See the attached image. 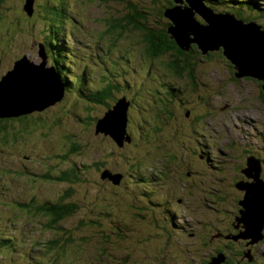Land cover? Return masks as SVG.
I'll return each mask as SVG.
<instances>
[{"label":"rangeland","instance_id":"1","mask_svg":"<svg viewBox=\"0 0 264 264\" xmlns=\"http://www.w3.org/2000/svg\"><path fill=\"white\" fill-rule=\"evenodd\" d=\"M50 1L48 3L52 7L66 3L72 9L69 12L71 19L69 18L65 23L67 32L72 34V40L66 42L68 46L65 44L66 48L62 47V52L64 57H70L73 60L70 50L74 54L72 57L82 58L84 62L82 65L88 66L90 74L85 85L88 88L89 85L92 88L99 86L106 88L110 84L118 83L119 91H115L117 96L122 97L128 94V96L138 97L141 103L138 104L139 107L134 106L129 111L128 132L132 139L126 141L124 136L123 146H117L105 133H97V121L107 112L106 108L100 104L88 103L85 99L72 96L51 106V109L47 108L49 110L46 109L43 113L37 114L36 110L35 114L32 112L33 117L39 115L48 120L44 124L36 125L33 130L17 134L15 141L10 139L6 144L0 141V216L4 218L7 214L9 218L7 223H15L14 218L18 216L32 218L15 212L14 202L26 201L34 193L39 200L52 201L62 195L67 186L47 181L44 174L47 166L53 168L50 169L51 171H56L59 163H64L61 156L68 155L71 141L82 145L81 153L72 156L73 160L77 161V166L86 164L90 167L86 172L85 183L87 184L73 185L77 188H87L84 189L86 192L81 191L78 198V204L83 207L80 215L82 217L87 214L92 215L95 220L100 221L101 226L112 230L111 245H119L123 247L122 251L127 252L128 248L134 249L137 255L140 253L150 255L151 258L148 257V260L139 259L140 261L137 260L136 264H203L212 255L216 257L218 254L216 255L215 250L212 251L213 245L228 247L225 240L221 241L216 236V231L227 227L228 218H231L225 212L229 207H226L224 198L232 200L239 197L235 185L231 184L237 178L236 173H239L237 169L243 167L244 159L248 155L246 151L260 153L264 145L261 140L264 131L259 133L263 129L258 125L259 120L264 122V105L260 101L262 97L259 89L253 81L255 79L244 81L243 77L234 78V69L230 68L231 61L225 57L207 55L195 67V80L199 88L195 86L193 90L189 80L173 77L165 71L164 62L167 61V57H159L156 60L145 57L138 44L137 33H128L121 38V41L113 40L110 35H103L104 21L114 7L112 0V2H105L107 0ZM135 1L139 3L143 0ZM259 3L260 7H263L261 9L263 12L264 0ZM66 5H62L63 8ZM51 10V8H44L41 3L39 6L35 5L36 12L32 18L21 14L24 21L31 23L28 24L27 30L19 33L13 39V43L9 44V46L12 45L11 49L7 47L10 51L0 61V81L11 70L18 57L27 55L31 60L38 63L41 61L38 54L41 33L47 24L56 22L53 13L56 9H53V15ZM214 12L232 13L222 8ZM11 19L7 17L8 22H13ZM259 19L262 21L257 23L262 24L264 28V18L258 16L253 21ZM10 31L7 33L5 29L2 33L4 48L12 37V31ZM9 55L11 57H7ZM79 66L75 69L73 63H69L68 60L66 71L69 75L72 74L73 78L79 74ZM134 84H136L135 87ZM164 84L183 85L185 88L188 85L189 93L175 95L184 103L180 99L178 101L183 103L181 105L172 102L168 97L169 90L172 89L168 87L166 90ZM202 84H206V87L203 88ZM131 87V92H128ZM91 90H86V94ZM188 111L189 116H187ZM157 114H160V119H157ZM101 125L106 126L105 123ZM118 128L119 124L114 126L115 131H118ZM18 129L20 128L15 130ZM180 133L188 136L190 149L186 158L184 152L186 146L183 138H179ZM203 152L208 155L211 164H206L205 159L201 158ZM220 152H223L225 156ZM173 155H179L181 161L179 165L168 163L170 156ZM211 165L217 166L218 170L212 172L209 168ZM167 167L172 168L170 171L176 173L174 175L177 177V180H174L177 183L176 186L170 182L172 175L168 173ZM105 168L117 172L116 176H121V179L122 176L125 177L120 188H117V192L122 188L121 196L108 198L110 202H113L112 207L109 208L112 216L108 213L106 218L100 220L97 213L107 212L108 207L107 211L97 208L96 204L93 207L92 202L95 195L104 198V188L109 185L106 180L101 179V176H107L104 173ZM157 169L167 174L168 178L156 174ZM184 174L192 177H185ZM140 176L145 178L157 176L161 179L160 183L155 184L152 181L150 182L152 186L149 182L147 186L141 183ZM181 176L184 180H180ZM218 177L227 179L221 182L224 188L218 183ZM191 180L197 181V185L191 184ZM143 186L150 189L151 196L143 195L146 193L142 189ZM183 186L185 192L182 191ZM218 187L221 188L223 201L217 205L211 203L209 208H205L206 204L203 200L207 197L212 201L214 198L209 195L210 191H215L219 189ZM132 191L137 192L139 197L144 196L148 201L151 199L149 205L152 206L151 203H155L157 207L139 204ZM3 200L8 207L1 206ZM173 214L174 219H172ZM161 216L167 219L170 225L171 221L178 220L176 225L181 232L172 237L160 219ZM127 220L133 232L137 234L132 239L136 249L128 243L127 237H120L115 232L116 227H119L118 224ZM26 222L28 221L24 220L19 224H26ZM31 226H33L32 233L36 236L44 238L49 235V232H43L38 222H33ZM242 231L247 232L244 223H242ZM262 235L264 236V230ZM208 239H211L212 246L206 245ZM248 240L251 242L253 238L249 237ZM251 245H254L255 252L264 254V240ZM227 250L234 251V249ZM96 252L95 244L83 245L78 251L71 249L62 264H105V261H99L100 258L106 259L110 264H118L115 260L109 261L106 256L96 259L95 256L98 254ZM223 252L225 253L224 250ZM31 254L36 255L34 252ZM5 255L0 253V264H27L24 257H16L17 260L20 259V263H16L17 260ZM227 255L228 253H225V256ZM236 257L233 256L237 259ZM132 260L134 262L127 261L128 263L125 264H135V259ZM29 264L41 263L38 259H33Z\"/></svg>","mask_w":264,"mask_h":264},{"label":"trees","instance_id":"2","mask_svg":"<svg viewBox=\"0 0 264 264\" xmlns=\"http://www.w3.org/2000/svg\"><path fill=\"white\" fill-rule=\"evenodd\" d=\"M111 0H107L105 2H109ZM113 1V8L111 5V14L108 15V18L104 21V29L102 30L103 35H110L113 40L115 41H121V38L126 36L128 33H137L139 35L138 44L144 53L145 57L148 59H157L159 57H167V61L164 62L165 65V71L169 72L173 77L176 78H182L189 80L191 86L193 87V90L195 89L196 80H195V67L200 63V60H204L206 56L208 55H202L201 50L198 49L196 45H193L190 52L186 53L178 49V47L175 45L174 41L171 39L170 34L168 32L170 22L166 21L165 19V12L171 8H173L174 2L172 0H143L139 3L135 0H112ZM111 1V2H112ZM38 2V3H37ZM48 2H51L50 0H34L33 5V15L36 12L35 11V5H40L43 3L44 8H51L56 9V12L54 13V20L55 23L47 24V27H45L41 33V43L43 44V47L45 49L46 55V66L50 68H54L56 74L59 75L61 82L64 87V98L67 97H80L82 99H85L88 101V103H97L101 106L106 108V111L110 110L114 106L113 98L107 94L103 86L94 87L92 88L89 85V88L87 87L88 82V75L90 74V71L88 69V66H83L82 64L83 59H78L77 56H73L72 52L69 50L71 58L70 57H64L62 52V47L66 48L65 44L66 42L71 41L72 34L67 32V27L65 26V23H67L68 19H71V16L69 15V12L72 11V9L66 5L63 8L62 3L59 5H56L52 7ZM200 2L207 8L213 9L214 11H218L219 8L226 9L231 11L233 15L237 17V19L243 20L245 22H251L255 17H262L264 18V11L261 12V9L263 7H260L261 0H200ZM27 3V0H0V61L2 58H4L7 55V52L10 51L11 46L9 44L13 43V39L22 31H24L26 28H28V24L31 23L26 22L23 20L22 15L25 16V14L28 17V13L25 10V5ZM61 5V6H60ZM109 5V4H107ZM264 6V4H262ZM51 6V7H50ZM60 6V7H59ZM118 7H122V9H118ZM52 13V11H51ZM52 13V15H53ZM120 13V14H119ZM228 13V12H227ZM11 15V16H10ZM13 18L11 19V17ZM7 17L10 18L13 22H8ZM165 20V21H163ZM200 21V19H199ZM16 22V23H14ZM164 22V23H163ZM263 26V25H262ZM8 33L9 30L12 31V34L10 37V40L8 42V45L6 48L3 47V42L1 37L3 36V32L5 31ZM34 29V28H33ZM264 29V28H263ZM27 30V29H26ZM10 31V32H11ZM75 34V33H74ZM115 35V36H114ZM102 36V35H101ZM18 38V37H17ZM68 46V45H67ZM7 47L10 48L7 50ZM222 55L223 52L220 50ZM69 54V53H68ZM4 55V56H3ZM211 55V54H210ZM209 55V56H210ZM203 56V57H201ZM11 57V55L7 56ZM224 57V55H223ZM17 58V57H16ZM19 58V57H18ZM18 58L16 60H18ZM23 58V57H22ZM20 58V59H22ZM72 62L73 66L78 67L79 66L80 72L78 75H75L72 78V74L69 75L66 71L67 65ZM71 60V61H70ZM77 60V63L75 64ZM107 60V58H105ZM15 65V64H14ZM13 65V67H14ZM11 68V70L13 69ZM10 68V67H9ZM8 68V69H9ZM230 68L235 73V66L232 64L230 65ZM233 73V72H232ZM68 74V75H67ZM252 79V78H251ZM257 80V79H255ZM257 87L261 88L263 91V82L260 80H257ZM116 87L119 91V85L118 83H115ZM206 84H202V87L205 88ZM136 84H134V87ZM87 87V88H86ZM171 88L172 90H169L168 97L171 98L172 102L183 104L181 98L175 96L180 95L183 93H189L188 85L187 88H185L183 85L180 86H173V85H167L164 84V88L167 90ZM92 89V90H91ZM86 90L90 91L88 94H86ZM131 89H129L128 92H131ZM264 93V91H263ZM128 96V94H127ZM126 96V97H127ZM129 97V107L127 110V123L125 126V136L126 141H131L132 139L131 134L128 132V128L130 127V109H132L134 106L139 107L140 100L138 97ZM62 99V100H63ZM180 99L183 103H180L178 101ZM139 104V105H138ZM262 104H264V100H262ZM137 105V106H136ZM50 107L49 109H51ZM47 109V110H49ZM141 109V108H140ZM46 111V110H45ZM142 111V110H141ZM206 112V111H205ZM34 113V112H33ZM25 114L21 115L19 117H7V118H1L0 117V141L3 143H8L10 139L16 140V135L25 131H28L30 129L33 130V128L38 124H44L48 120V118H44L43 116L33 117L35 114ZM40 112H37V114ZM43 113V112H41ZM58 114V113H57ZM56 114V115H57ZM207 114V112H206ZM157 119H160V114H157ZM55 116V115H54ZM199 118V117H198ZM197 118V119H198ZM59 121L61 119L59 118ZM61 125V123H60ZM16 128H20L18 130H15ZM158 127H156L157 129ZM109 138H111L116 145L118 146L119 143L110 135H106ZM186 137V138H185ZM188 136L185 134L180 133L179 138H183V143L186 147H184L185 158L187 155V152L189 151V145H188ZM70 148L68 149V155H62V159L64 160V163H59V167H56V171H51L53 168H50L49 166L46 167V173L44 174V178L47 181H53L60 185H66L67 189L64 190L62 195L60 197H57L56 200L52 201L49 199H43L39 200L38 196L34 193L32 196L27 199L26 201L16 203L14 202V209L17 213H22L26 217H32V218H22V216H18L17 218H14L15 223H17L19 226L17 227L15 223H7L8 215L6 214L5 217L0 216V253H3L5 256L9 255L13 258V260H17L16 257H24V261H27V264L33 259H38V262L41 264H62L65 262L66 254H68L69 250L78 251L82 248V246L90 244H95L97 249V257H103L106 256V258L109 261L115 260L118 264H125L127 261L137 263V260L143 259L148 260V257H150L149 254H136V250L128 248V252L126 250L125 253L121 249L123 247L117 245L113 246L111 245V236L112 230H107L105 226H101L100 221L95 220V217L92 215L87 214L86 216H81V208H83L81 205L78 204V198L80 197L81 191L86 192L84 189H87L86 187H73V185L78 184H87L86 182V172L89 171V166L86 164L78 165L76 164V160H73L74 155H79L82 151V145H78L74 142L70 141ZM211 144V143H210ZM212 145V144H211ZM119 146H123L119 145ZM203 158L206 161V164H211L210 159L206 153L203 152L202 154ZM65 157V158H64ZM175 165L180 164V157L179 155H173L170 156L168 163ZM62 165L64 167L62 168ZM217 166L211 165L209 168L212 172L215 170H218L216 168ZM88 168V169H87ZM51 169V170H50ZM55 169V167H54ZM168 173L172 175V178L170 182H173V184L176 186L177 183L174 182V180H177L176 173L171 172L170 170L172 168H168ZM105 175L106 177L101 176V179L106 180L109 185H106L104 188L105 195L104 198L99 196H93V207L95 204L98 206L97 208L103 209L107 211L105 212H98V216L101 218H106L108 216V213L111 215V212H109V208L112 207V203L108 198H115L121 196V190H118L117 188H120V185L123 183L124 177L122 176V179L120 178L119 181L117 179L113 178L117 175V172H114L110 168H105ZM241 168L237 169V172H240ZM140 173L141 171H137ZM160 175V177H167V174L163 173L162 171L157 169V173ZM185 177H192L189 176V174H184ZM196 175V173H195ZM238 173H236V176ZM160 177L154 176L153 178H145L144 176H140L141 183L143 185H147L148 182L152 186L150 182L160 183ZM180 180H184L181 176ZM227 180L225 177H218L217 181L221 185V182H225ZM197 181L191 180V184L197 185ZM239 183V182H238ZM237 182H232L231 184L235 185V190L239 192L238 198H224L226 200V207L228 211H225L226 214H229L231 218H228L229 221H227V227L224 229H219L216 231V236L221 239V241L225 240L227 242V246L219 247L218 245H213L212 251L216 255L222 253L224 250L225 253L228 255L225 256V253L223 254L225 256V261L223 264H264V254L255 252V249L250 244V241L243 236L242 231V224L243 222H240V218L242 217V213L239 210V207L241 206V201L244 198H241V193L243 192L241 189L237 187ZM185 184V182H184ZM188 184H190V181H188ZM225 185V184H224ZM148 186V185H147ZM223 188L224 186L221 185ZM79 187V186H78ZM219 188V187H218ZM83 189V190H81ZM144 193L143 195H150L151 191L150 189L146 187H142ZM182 191L185 192V187H182ZM209 191V190H208ZM216 191V192H215ZM215 191H210L211 195L214 199L210 201L209 198L205 197L206 200H203L206 204L205 208H209L211 206V203L217 205L220 204L221 201H223V195L221 188L215 189ZM220 191V192H219ZM120 192V193H119ZM219 192V193H217ZM136 195L135 200L146 207H157L153 203L152 206L149 205V201L147 198H144V196L139 197L138 193L135 191H132ZM244 193V192H243ZM119 194V195H118ZM115 196V197H114ZM231 200V201H230ZM107 201V203L105 202ZM180 200H178L179 202ZM13 202V201H12ZM108 205V206H107ZM203 205V204H202ZM1 206L8 207V204L5 205V201L3 200V203ZM175 209V207H174ZM176 212V210H174ZM168 214H170L168 212ZM42 216V218H37ZM112 216V215H111ZM162 217V216H161ZM166 228H168V232L172 237H174V234H179L181 230L178 228L179 226L176 225V222L171 221V225L167 219L164 217L160 218ZM174 219V218H172ZM196 219V218H194ZM28 221L26 224L20 225L22 221ZM197 220V219H196ZM17 221V222H16ZM33 222H38L42 228L43 232H49V235L46 237H38L35 233H32L31 225H33ZM3 223V224H2ZM119 227H116L115 232L120 236H124L128 238V243L136 249V245H134V241L132 240L137 234L136 232L132 230L131 225L128 223V220L125 222L118 224ZM87 230L88 232H83ZM135 230V229H134ZM140 234V233H139ZM138 234V235H139ZM196 234V232H195ZM44 235V234H43ZM211 238V237H210ZM206 245H211V239L207 240ZM133 243V244H131ZM208 243V244H207ZM212 246V245H211ZM84 248V247H83ZM227 249H234V251H228ZM96 251V250H95ZM34 252L36 255L33 256L31 253ZM96 252V253H97ZM82 253V252H81ZM124 253V255L122 254ZM233 256H239L236 257L237 259L233 258ZM214 256L207 258L203 264H209L211 259ZM94 259V258H93ZM20 259L16 261V263L19 262ZM95 260V259H94ZM105 261V264H110L106 261V259H99V261ZM140 261V260H139ZM127 262V263H128ZM112 264V263H111ZM159 264V263H158Z\"/></svg>","mask_w":264,"mask_h":264},{"label":"water","instance_id":"3","mask_svg":"<svg viewBox=\"0 0 264 264\" xmlns=\"http://www.w3.org/2000/svg\"><path fill=\"white\" fill-rule=\"evenodd\" d=\"M172 1L175 6L165 12V19L171 23L168 32L178 49L188 53L192 46L196 45L204 56L224 55L235 66L236 78L249 77L260 80L263 82L264 91V29L262 24L257 23L262 19L245 22L231 13H215L200 0ZM33 5L34 0H28L25 5V10L30 11V16L34 12ZM45 55V49L41 45L40 64L31 62L25 55L16 61L14 68L1 79V118L19 117L35 110L43 112L62 101L63 84L55 69L46 66ZM128 107L126 98L119 99L104 117L98 119L97 133L110 135L122 145ZM102 123L106 126H102ZM118 124V131H115L114 126ZM246 172L248 177L254 178V182L242 181L237 184V187L246 193L241 201L243 209L240 219L247 227L243 236L247 239L252 237L250 243L254 244L264 240V181L259 177L261 162L255 157L248 158ZM120 177L113 178L118 181ZM224 261L225 256L219 253L209 264H223Z\"/></svg>","mask_w":264,"mask_h":264},{"label":"flooded vegetation","instance_id":"4","mask_svg":"<svg viewBox=\"0 0 264 264\" xmlns=\"http://www.w3.org/2000/svg\"><path fill=\"white\" fill-rule=\"evenodd\" d=\"M31 61H34V60H31ZM233 76H234V78H236L235 75H233ZM243 78L245 79L244 81H252V79L249 78V77H247V78L243 77ZM253 81L256 83V86H257L258 81L257 80H253ZM196 88H199V86L197 85ZM257 88L259 89V94L261 95L262 99L264 100L263 91L261 90V88H259V87H257ZM104 89L107 92V94L110 95L113 98V102L116 103L118 101V99H119V96H117V94L115 93V91H117V87L113 86L112 84H110L109 87H106ZM262 99L260 100L261 102H262ZM187 116H189V111L187 113ZM253 120L256 121V119H253ZM258 125L261 126V128L263 129V130H261V132H259V133H262L264 131V122L259 120ZM261 136H263V139H261V140H263V142H264V132H263V134ZM263 147H264V145H263ZM263 147L260 149V151H261L260 153H257V151H252V152L251 151H246V154H248V155L244 159V164H242L243 167L241 168V170L238 173L237 178L235 179L234 182H237V183L238 182H242V181H245V182H248V183L254 182V178L248 177L247 176V172H246L247 165H248V158H250V157H255V159H257V160H259L261 162V172H260V176L259 177L264 181V149H263ZM220 154L225 156V154L223 152H220ZM201 158H203L202 155H201ZM243 192L240 195L241 198L245 197L246 193H245V191H243ZM242 209H243V207L240 206L239 210L242 211ZM173 218H174V214H173ZM176 218H179V217H176ZM240 222H242L241 219H240ZM240 225H242V224L240 223ZM253 248H254V246H253Z\"/></svg>","mask_w":264,"mask_h":264}]
</instances>
